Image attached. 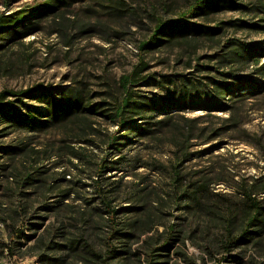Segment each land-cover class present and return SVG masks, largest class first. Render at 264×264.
Listing matches in <instances>:
<instances>
[{"label":"rangeland","instance_id":"rangeland-1","mask_svg":"<svg viewBox=\"0 0 264 264\" xmlns=\"http://www.w3.org/2000/svg\"><path fill=\"white\" fill-rule=\"evenodd\" d=\"M44 1L0 0V16ZM193 1L67 0L54 12L34 20L30 30H20L22 34L14 35L11 41H0L4 45L0 49V91L18 92L42 85L54 95L72 91L93 107L100 102L104 107L86 113L84 121L71 119L45 131H9L0 125V264H39L30 248L34 239L26 242L13 238L22 241V246L12 245L11 241L12 210L26 202L23 192L31 193L34 206L53 203L58 199V190L68 187L65 178L79 181L72 186L79 195L89 198L91 186L86 185L92 182L90 176L96 177L102 158L115 161L111 168L100 172L104 173L101 183L117 189L114 206L145 205V214L124 210L118 220L127 222L142 217L159 232L171 225L181 231L183 241L180 239L169 251H162L170 255V264H264V232L233 248L231 256H227L219 242L221 229L216 227L219 216L225 215L229 207L238 213L246 209L240 184L257 176L264 178V68L256 70L264 64V0H233L238 6L188 18L218 27L212 37L139 49L158 20L176 18ZM232 43L250 44L260 55L259 62L223 65L220 59ZM140 58L147 64L143 73L149 77L134 86L135 97H170L180 78L192 75L206 81L203 77L207 75L221 78V72L250 79L258 89L249 93L246 85L234 102L222 99L229 105L227 111L200 107L180 110L172 114L168 126L154 125V132L145 135L134 130L124 134L126 127L120 128L108 115L122 96L120 76L128 73ZM200 64L209 65V70L198 71ZM234 74L227 79L233 81ZM169 78L173 80L171 84ZM24 100L28 101L26 97ZM32 105L43 108L36 102ZM166 116L157 114L146 120ZM125 117L128 127L146 121L131 113ZM112 133L125 135L114 149L106 143ZM6 146L20 147L21 151L7 154L3 151ZM38 167L43 174L36 172ZM27 173L36 181L26 188L20 181ZM205 183L206 189L197 188ZM38 185L42 187L34 189ZM55 185L59 188L54 189ZM193 190V199L187 203L185 199ZM75 197L73 192L65 202L70 207L84 208L86 205ZM257 199L264 206V194ZM21 220L14 228L20 226ZM165 235L160 236L159 245ZM144 237L145 234L130 242L128 248L117 244V248L130 253L123 254L126 258L118 262L148 264L147 249L141 243Z\"/></svg>","mask_w":264,"mask_h":264},{"label":"trees","instance_id":"trees-1","mask_svg":"<svg viewBox=\"0 0 264 264\" xmlns=\"http://www.w3.org/2000/svg\"><path fill=\"white\" fill-rule=\"evenodd\" d=\"M65 3H67V0H45L43 3L26 7L11 14L1 15L0 41L5 39L11 41L14 35L22 34L20 30H30L34 20L48 14V12H54L60 5ZM234 6L238 5L233 0H194L176 18L158 20L152 34L146 40L140 42L139 49L159 48L162 45L170 46L178 41H187L198 37H212L219 31L218 27H211L202 22H193L188 18L196 15H207L222 8H232ZM3 46V44H0V49ZM221 58L223 65L224 63L232 65L242 62L249 65L258 63L260 55H256L250 44L233 45L232 43V47ZM146 67V62L143 58H140L128 73L121 75L119 78L122 96L117 99L113 111L109 113L108 117H113L112 120L120 128L126 127L124 134L131 130L143 135L154 132V125H157L158 128L163 124L168 126L169 123L171 124L169 121L172 114L180 110H194L200 107L204 110L227 111L229 105L224 104L222 99L225 98L234 102V98L243 94L240 91L244 90L246 85L249 86L246 89L249 93L257 88L256 85H251L250 79H240L233 72H221L218 73L221 78L207 75L203 77L206 81L192 75L184 79L180 78V83L173 85L174 88L170 93V97H161L158 100L135 97L134 86L149 77V75L143 73ZM209 68V65L200 64V69L197 70H209ZM262 68H264V64L256 70L260 71ZM229 74H234L233 81L227 79ZM168 81L170 84L173 82L170 78ZM208 87L213 93L206 90ZM10 96L13 98L9 99ZM24 97L28 101H25ZM32 102L42 104L43 108L33 106ZM102 103H95V107L104 110ZM92 105L81 94L64 90L54 95L52 90L49 91L42 85L28 87L18 92L1 90L0 125L3 126L1 129L9 131L16 129L45 131L71 119L84 121L88 116L86 113H90L95 109ZM127 113L140 117V120L152 119L157 114L167 116L166 119L141 121L140 124L142 125L128 127L129 121L125 117ZM115 132L119 133L120 131ZM124 134L112 133L109 135L106 139L108 148L114 149L119 144L118 139L124 137ZM3 151L7 154H18L21 148L6 146ZM114 163L115 161L112 160L101 159V163L95 171L96 177L90 176L89 178H93L92 182L86 185V187L91 186V196L89 198L79 195V191L72 186H77L79 181L65 178H63V181L68 183V187L58 190L59 193L56 194L58 199L53 203L43 202L34 206L30 199L31 193L29 191L23 192L26 196V202L18 209L12 210L14 215H11L12 228L10 229L12 232V245H23L22 241H16L13 238H23L26 242L34 239L30 248L34 250L39 264H121L118 261L126 258L122 257L123 254L130 253L117 248V244H121V248H128L130 242L145 234L141 243L147 249V252H145L147 263L170 264V255L162 253V251H169L175 242L180 239L183 241L184 236H181V231L175 230L173 225L161 232L157 229L154 230L153 224H148L142 217L127 222L118 220L119 214L124 210L139 215L145 214V205L141 204L129 208L114 206L117 189L114 186L101 183L104 173H100L101 171L104 172L105 168H111L109 166ZM36 172L39 174L44 173L41 167H38ZM35 181L36 179L31 178L30 173H27L20 183L21 186L27 188V186H33ZM240 185V194L243 201L247 203L246 209L242 210L241 214L229 207L225 215L219 216L216 225L221 229L219 242L222 251L227 256H231L233 248L251 242L253 236H260L264 232V206L260 205L257 199L259 195L264 194V178L257 176L246 180L245 183ZM206 186L205 183L197 186V188L206 189ZM41 187L42 185H38L34 189ZM57 188H59V185L54 186V189ZM84 190L86 191L85 188ZM73 192H76L75 198L83 202L84 206L86 205L84 208L81 206L70 207L65 202ZM39 193L43 195L42 190ZM193 195L194 190L187 195L185 201L190 203ZM68 206L72 214L69 212L67 215L66 207ZM188 206L186 205V207ZM50 218L52 219L50 220ZM20 219H22L20 226L14 228ZM24 229L29 230L31 233H25ZM164 235L163 243L159 245L160 236ZM157 236H159V239H156Z\"/></svg>","mask_w":264,"mask_h":264}]
</instances>
